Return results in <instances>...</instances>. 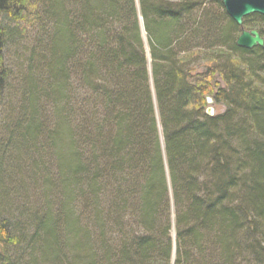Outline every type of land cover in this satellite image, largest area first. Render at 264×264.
Masks as SVG:
<instances>
[{"label":"trees","instance_id":"obj_1","mask_svg":"<svg viewBox=\"0 0 264 264\" xmlns=\"http://www.w3.org/2000/svg\"><path fill=\"white\" fill-rule=\"evenodd\" d=\"M139 4L0 0V264H264V49Z\"/></svg>","mask_w":264,"mask_h":264},{"label":"water","instance_id":"obj_2","mask_svg":"<svg viewBox=\"0 0 264 264\" xmlns=\"http://www.w3.org/2000/svg\"><path fill=\"white\" fill-rule=\"evenodd\" d=\"M226 13L241 28L236 44L243 48L261 47L264 49V38L256 29L248 30L244 28V18L251 14L264 16V0H222ZM209 114H213L211 109H207ZM175 251L173 253V259ZM174 261V260H173Z\"/></svg>","mask_w":264,"mask_h":264},{"label":"rangeland","instance_id":"obj_3","mask_svg":"<svg viewBox=\"0 0 264 264\" xmlns=\"http://www.w3.org/2000/svg\"><path fill=\"white\" fill-rule=\"evenodd\" d=\"M166 1H180V0H166ZM182 1V0H181ZM136 6H137V12H138V14H139V24H140V26H141V34H142V37H143V39L145 40L146 39V34H145V31H144V26H143V24H144V20H143V18H142V14H141V9H140V4H139V0H136ZM211 9H213V10H215V11H217L216 10V7L215 6H211L210 7ZM23 17H24V19H26V16L25 15H22ZM30 16V15H29ZM30 19H32V21H34L35 20V18H34V20H33V18L30 16L29 17ZM27 20L28 19H26L25 20V22L27 23ZM23 24H25V23H23ZM33 24V23H32ZM35 24H37V23H35ZM245 28V27H244ZM258 29H264V23H260L259 25H257V28H256V30H258ZM259 31V30H258ZM146 52L147 53H149V47L146 45ZM12 61V60H11ZM8 64L10 65V63L8 62ZM206 64V63H205ZM205 64H203V65H205ZM200 70V69H199ZM211 109L212 110V112H213V114H221V113H223L224 112V110H225V106L223 105V104H217V103H215L212 99H209L208 100V102H207V109ZM8 182H10V181H8ZM18 182V181H17ZM9 184V183H8ZM15 184H16V181H15ZM18 184V183H17ZM10 192H14V190H13V188H11L10 189ZM4 195L6 194L5 192H2ZM11 195V193L9 194V201H7V200H5L3 203H7V202H9V204L11 205L10 207H12V208H15L16 210H18L17 208H19V207H21V205L23 204V201L27 198V197H25L24 198V200H22L23 198L21 197V198H18V197H13L12 195ZM28 195V194H27ZM30 196H32V194L30 193L29 194ZM11 199V200H10ZM33 199V198H32ZM34 202H35V200H34ZM29 205L31 206V200L29 201ZM10 207H4L3 209L6 211L7 209V211H10L11 212V209H9ZM17 207V208H16ZM10 216H13V217H16L17 216V214L16 213H13V215H10ZM18 217V216H17Z\"/></svg>","mask_w":264,"mask_h":264}]
</instances>
